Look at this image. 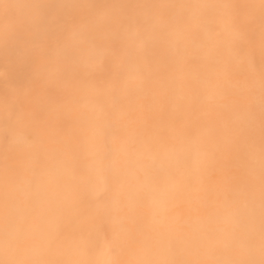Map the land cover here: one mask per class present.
Masks as SVG:
<instances>
[{"label":"bare ground","instance_id":"6f19581e","mask_svg":"<svg viewBox=\"0 0 264 264\" xmlns=\"http://www.w3.org/2000/svg\"><path fill=\"white\" fill-rule=\"evenodd\" d=\"M0 264H264V0H0Z\"/></svg>","mask_w":264,"mask_h":264}]
</instances>
